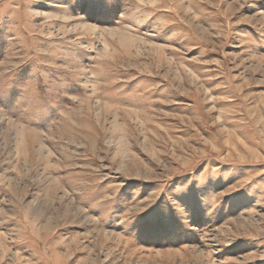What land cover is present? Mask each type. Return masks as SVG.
I'll return each mask as SVG.
<instances>
[{
	"label": "rangeland",
	"instance_id": "obj_1",
	"mask_svg": "<svg viewBox=\"0 0 264 264\" xmlns=\"http://www.w3.org/2000/svg\"><path fill=\"white\" fill-rule=\"evenodd\" d=\"M0 264H264V0H0Z\"/></svg>",
	"mask_w": 264,
	"mask_h": 264
}]
</instances>
